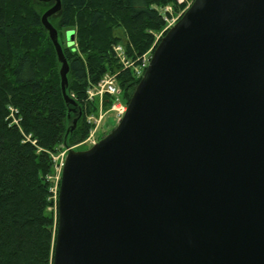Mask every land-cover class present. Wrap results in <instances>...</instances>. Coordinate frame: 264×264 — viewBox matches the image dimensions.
<instances>
[{"label":"water","instance_id":"1","mask_svg":"<svg viewBox=\"0 0 264 264\" xmlns=\"http://www.w3.org/2000/svg\"><path fill=\"white\" fill-rule=\"evenodd\" d=\"M58 210L54 264H264V0L193 3L118 126L69 150Z\"/></svg>","mask_w":264,"mask_h":264},{"label":"trees","instance_id":"2","mask_svg":"<svg viewBox=\"0 0 264 264\" xmlns=\"http://www.w3.org/2000/svg\"><path fill=\"white\" fill-rule=\"evenodd\" d=\"M61 3L50 20L69 61L67 93L75 112L63 96L61 63L42 22L54 1L0 0V264H54L59 210L49 178L52 154L89 135L87 115L98 111L99 101L88 90L104 75L116 74L130 102L142 79L134 65L155 51L166 25L163 9L177 0ZM63 30L75 32L74 43L63 45ZM117 45L134 65L124 64ZM111 105L106 96L104 108Z\"/></svg>","mask_w":264,"mask_h":264},{"label":"rangeland","instance_id":"3","mask_svg":"<svg viewBox=\"0 0 264 264\" xmlns=\"http://www.w3.org/2000/svg\"><path fill=\"white\" fill-rule=\"evenodd\" d=\"M195 1L196 0H177V5L171 4V5L167 6L165 9H163L164 10L163 12H165V10L168 12L166 17L169 19V21H166V25H165L164 29L156 35V42H158L159 40H162L163 37H165V35L169 32V29H167V27L169 26V23L173 20L172 18H174L176 20H178V19L180 20V18L183 17V15L187 11V9H189V7L192 6ZM66 31L67 30H63L60 33V36L63 38V41H64V43H63L64 46H66V44L68 43V41L66 39ZM118 46L122 47V49H123L122 45H117V47ZM152 49H153V47H152ZM152 49H150L143 56H145V55L149 56L150 52H152ZM123 52H124V50H123ZM142 58H141V60H142ZM127 61H129V60L127 59ZM117 81H118V79H117ZM117 84H118V87L121 88L119 82H117ZM93 86H95V84L94 85L92 84L89 87V89ZM105 99H106L105 96L102 98V100H101V98H98L97 99L99 101L98 111L96 113L93 112V113H90L87 115L88 122L93 124V128L91 129L87 138L81 143H78V144L73 145V146H65V147L60 148L56 152H53L52 156H53L55 171H54L53 175L50 176L49 178L53 179V181H54L51 190L55 194L57 193V195H58V188H59L60 181H61V176H60L61 171H60V167L58 165L59 164L61 165V162H63L65 160L69 150L70 149L86 150V149L90 148L94 144L93 142H91L89 140V138L92 137V133H93V137H94V142H98V141L102 140L103 138H105L110 132H112L120 123L121 120L116 118L115 112L110 109L112 106L108 109L104 108ZM121 99H123V98H121ZM11 111H14V109H11ZM101 116H103V117H102L100 122L97 121V124H98V126H97V124L94 122V119L99 120Z\"/></svg>","mask_w":264,"mask_h":264},{"label":"built area","instance_id":"4","mask_svg":"<svg viewBox=\"0 0 264 264\" xmlns=\"http://www.w3.org/2000/svg\"><path fill=\"white\" fill-rule=\"evenodd\" d=\"M167 20L169 21L168 18H167ZM175 20L176 19L173 18V20L169 23L168 27H170L175 22ZM117 51L119 53L118 54L119 57L124 62V64L126 66L130 65L131 63L129 61H127L125 56H124V52H123L122 47L118 46L117 47ZM148 61H149L148 56L147 55L143 56L141 62L136 67V71H137L138 75H141L143 73V71L145 70V68L148 65ZM88 94H89V98H91V99H93V98H101V100H102V98H103V96L105 94H109L111 96L116 97V101H115V103L112 106V110H114L116 112V115H117L118 118L123 116V114L127 110V105L124 102H122L119 99V96H118L120 94V89H119V87L117 86V83H116V75L106 74L95 86L91 87L88 90ZM102 117L103 116H101L99 120L94 119V122L97 124V121L100 122ZM97 126H98V124H97ZM89 140L91 142L95 143L94 142L93 133H92V137H90ZM64 162H65V160L63 162H61V165L60 164L58 165L60 167L61 174H62V169H63V166H64Z\"/></svg>","mask_w":264,"mask_h":264}]
</instances>
